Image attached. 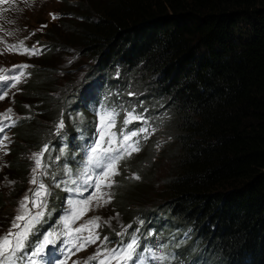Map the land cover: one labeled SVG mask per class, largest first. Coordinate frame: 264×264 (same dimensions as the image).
I'll use <instances>...</instances> for the list:
<instances>
[{"label": "trees", "instance_id": "obj_1", "mask_svg": "<svg viewBox=\"0 0 264 264\" xmlns=\"http://www.w3.org/2000/svg\"><path fill=\"white\" fill-rule=\"evenodd\" d=\"M63 2L55 23L17 22L31 43L49 49L20 93L29 127L15 133L24 141L11 162L16 187L8 198L0 195V209L29 171L31 144L44 146L93 80L119 75L122 84L143 82L169 105L172 113L160 124L171 123L160 130L166 128L160 144L172 151V172L160 197L142 201L130 184L118 191L116 204L130 218L131 209L168 215L191 229L217 264H264V0ZM74 49L96 62L80 82L49 63ZM147 155L148 162L138 157L140 170L155 159Z\"/></svg>", "mask_w": 264, "mask_h": 264}, {"label": "rangeland", "instance_id": "obj_2", "mask_svg": "<svg viewBox=\"0 0 264 264\" xmlns=\"http://www.w3.org/2000/svg\"><path fill=\"white\" fill-rule=\"evenodd\" d=\"M62 8H64L63 0H3V2L0 3V43L9 44L11 46L16 45V51L19 52V54L22 51L20 47L21 42H23V47L29 49L33 47L37 48V42L31 43L30 34L26 32L24 27H20L17 22L21 24L23 22L22 20H24V22L29 21L30 26L33 28H37L38 23H44L41 21L55 23L57 18L52 19L50 14H56V12ZM9 33H11V35H9ZM3 50L4 51L1 50L0 44V73H3L0 75L7 76L19 73V71L4 73V64L13 66L14 64L21 65L25 63V61L29 63L27 64L29 67L23 69L25 75L21 77V82L16 88L9 89L8 96H6L3 101H0V114L5 113L9 108L12 109V112L9 114L11 119L0 115V123L11 125L13 121L15 122V126L5 127L4 132L0 133V138L7 136V139L3 140V144L6 145V147L0 148V195L6 199L10 196L11 191H14L16 187L15 181H17L16 179L14 181L13 177H15V175L11 170L12 158L16 152L14 148H16L18 143L19 145L16 149L19 150L21 147L20 145H22L21 142H24L22 139L18 140V138L15 137V133L22 126L29 127L28 121H26V119L24 120L22 115L25 113H22V109L18 104L21 101L20 93L24 86L34 78L33 70L38 62L37 59L44 56L46 53L35 55L36 57L28 54H20L21 57H19L11 55L6 49ZM77 53H79V56L76 55ZM51 57L49 62L50 65L61 69V76H67L73 82H80L81 79L85 78L89 67L96 63L78 49L63 54L57 52ZM121 80L122 78L119 75H114L112 77H107L106 81L94 82L95 85L90 86L92 91L87 90L82 101L81 97H77L76 106L72 104L66 108L65 122L68 129L65 131L64 135L65 138L69 140L70 145L66 140L62 139L61 141L63 142L60 143L59 147H52L51 141L53 139H48V151L44 158L46 166L50 169V179L48 178L47 182L51 186V191L54 189L53 196L50 200L52 209L45 210L44 219L38 225L41 228H54L59 224V221L68 214L69 200L84 199L90 197L91 194L95 192V189L90 188L83 193V196H79L66 189L79 187V172L84 166L83 161L86 156V146L90 144L92 140V138L88 136H93L90 133L91 128L96 129L99 126V115L106 110L115 109L120 114L116 118V128L113 129V131H116V129L120 127L121 119L124 116L122 110L134 109L138 112L135 113H141L140 115L147 119V124L142 126L148 129V138L146 140H141V151L139 153H134L131 157L127 158L126 161L121 162L119 166L120 174L112 178L116 183L113 187L107 189L111 194V201L105 204L103 200L107 199V197H103L98 202L97 196L100 195L99 193H97L96 196H91L89 209L72 225L73 228L80 227L84 225L82 222H87L89 219L99 216L101 218L98 221L99 227L93 228L92 230L98 233L101 239L98 240L96 244L88 246L85 250L76 251V249H72V253L75 254L69 253L68 259L65 260V264H73L74 261H80V264H84L85 260L96 252L105 236H107L109 240L107 247L111 248L115 247L116 243L120 240H123L125 243L128 242L131 235H136L140 239L141 248L138 251L143 253L146 264H157V262L152 260L147 252H144L145 248H150L156 256H166L167 260L164 264H217L219 262L217 257L212 254H207L205 250L202 249L199 242L192 234V230L180 224H173L168 218V215H164L161 212L157 214H144L142 212H137L139 209H131L132 216L130 218L128 217L129 214L127 215L121 208L122 205L116 204L115 198H118V191L132 187L130 184H134L132 191L138 193L142 201L160 197L161 194L159 190L172 172V161L170 159L172 151H165L169 146L167 145L168 147L162 148L160 144L162 134L171 122L167 120L168 122H166V125L158 126L159 128L166 127L161 134L160 130L155 128V123H162V116H165L158 107V102L160 103L161 99L157 98L143 82H138L139 88L134 85V80L132 79H130L127 85L122 84ZM64 81L66 80L64 79ZM64 81H60L62 84L60 85L61 88L64 87ZM117 88H120V94H111L114 93ZM140 89L147 91L145 93L147 98L140 96H135L133 98L127 95V91L140 92ZM105 90H107L108 93H103ZM3 91L4 89L0 87V92ZM95 93L100 95H96ZM147 100L149 102L146 106ZM97 101L100 102L92 104V102ZM82 102L88 108H83ZM24 106L26 109L29 107L28 103H25ZM140 126L141 125L134 123L130 127L135 128ZM47 127L48 125H45V130ZM70 146H72L73 149L69 151ZM31 147L32 148L29 149V154L26 156V160L30 163L29 171L20 181L18 189L11 198L9 204L0 209V237L9 231L14 217L18 214L20 202L26 195L29 196L32 190L30 181L33 176L32 169L34 167V161L31 157L33 153L38 150L39 146H37V143H33ZM150 149H152V151H150ZM5 152L8 154L5 155ZM149 152H153L155 159L152 161L151 166L140 170V161L148 162L147 154ZM142 155L143 157L139 161L138 157ZM43 170L44 169H41V171ZM66 170H70V173ZM136 176H138L139 179L133 178ZM70 180H76L77 183L71 184L69 183ZM57 184L59 187L56 186ZM62 190L66 192V196L64 197L65 202L63 208L59 209L63 201ZM98 203L100 206H97ZM163 219L167 221L166 224L162 223ZM136 227L138 229H136ZM142 227H144V230L141 233ZM112 233H116V235L117 233H125L123 236L127 239L122 236L116 239L117 237L111 236L113 235ZM88 234L89 231L85 230L77 235L87 236ZM34 235H37V232H35ZM26 251H29V249H26ZM113 264H115V262H113Z\"/></svg>", "mask_w": 264, "mask_h": 264}, {"label": "snow or ice", "instance_id": "obj_3", "mask_svg": "<svg viewBox=\"0 0 264 264\" xmlns=\"http://www.w3.org/2000/svg\"><path fill=\"white\" fill-rule=\"evenodd\" d=\"M3 0H0L2 3ZM52 19H56L55 14H50ZM42 27H47L43 25ZM11 35V33H9ZM20 47L22 51L20 54H28L30 56L39 55L37 48L31 49L23 47L21 42ZM12 50H17V46L13 45ZM29 65L23 64L13 66V68H20L18 74H10L7 76L0 75V87L4 89L0 92V101H3L8 96V91L21 82V77L25 75L23 69H27ZM12 109L9 108L5 113L0 114L11 119L10 113ZM120 115L115 109L106 110L99 115V126L95 129V137L92 138L91 143L86 146V156L83 161V168L79 172V187L74 189H66L76 195L83 196V193L88 189H95L91 196H96L99 202L103 197V203L111 201V194L107 191L116 183L115 176L120 174L119 166L122 161H126L134 153L141 151V140H146L148 129L142 125L147 124V119L135 113L134 109L128 110L121 119L119 131H113L116 128L117 116ZM139 124L140 127L132 128V124ZM15 126V122L11 125H4L0 123V133L4 132L5 127ZM64 128V121L61 119L56 125V132L59 134ZM7 136L0 138V148L6 147L3 140ZM48 151V146L34 153L31 159L34 161L32 169L31 184L36 185L32 189V196H25L19 204L18 214L14 217L11 228L7 233L0 237V264H65L68 259V254L72 253V249L76 251L85 250L88 246L96 244L100 240V235L93 231V228L99 227V216L89 219L84 225L73 228L72 225L84 215L85 211L89 209L91 203V196L84 199H73L68 201L69 210L59 225V229H53L42 234V237L33 243L30 242V237L35 234L36 226L44 219L47 208V197L50 195L48 187L42 180L36 176L37 170L44 169L40 175H47L46 166L42 164V157ZM8 153L5 152V155ZM69 171L70 170H66ZM139 179L138 176L133 177ZM69 183L76 184V180H70ZM59 187V185H56ZM31 203L32 208L37 209L33 213L32 209L28 207ZM97 206H100L98 203ZM142 223V222H141ZM89 231L87 236L77 235ZM118 236H123L125 233H117ZM109 243L108 237L105 236L101 241L100 246L96 252L89 256L84 264H146L145 257L140 250V239L136 235H131L128 242L120 240L115 247H107ZM31 251H26V249ZM144 252L157 262V264H164L167 257L164 255L156 256L150 248H145ZM75 254V253H72ZM73 264H80V261H74Z\"/></svg>", "mask_w": 264, "mask_h": 264}, {"label": "water", "instance_id": "obj_4", "mask_svg": "<svg viewBox=\"0 0 264 264\" xmlns=\"http://www.w3.org/2000/svg\"><path fill=\"white\" fill-rule=\"evenodd\" d=\"M38 179L39 180H42L43 181V177L40 175V173L38 174ZM44 182V181H43ZM45 183V182H44ZM46 185V184H45ZM47 186V185H46ZM36 187V186H35ZM34 187V188H35ZM33 188V189H34ZM32 196V192H31V194H30V197ZM30 206H31V208H32V205H31V203H30ZM34 211H37V209H34V208H32ZM92 264H97V262H92Z\"/></svg>", "mask_w": 264, "mask_h": 264}, {"label": "bare ground", "instance_id": "obj_5", "mask_svg": "<svg viewBox=\"0 0 264 264\" xmlns=\"http://www.w3.org/2000/svg\"><path fill=\"white\" fill-rule=\"evenodd\" d=\"M91 117V116H90ZM93 117V116H92Z\"/></svg>", "mask_w": 264, "mask_h": 264}]
</instances>
